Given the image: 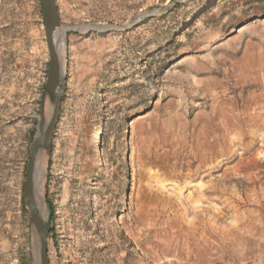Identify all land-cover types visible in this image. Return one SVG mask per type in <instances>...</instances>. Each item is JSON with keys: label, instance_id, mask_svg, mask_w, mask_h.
Listing matches in <instances>:
<instances>
[{"label": "rangeland", "instance_id": "374dc122", "mask_svg": "<svg viewBox=\"0 0 264 264\" xmlns=\"http://www.w3.org/2000/svg\"><path fill=\"white\" fill-rule=\"evenodd\" d=\"M56 3L60 26L164 9L67 31L51 263L264 264V0ZM48 66L40 0H0V264H37L23 184Z\"/></svg>", "mask_w": 264, "mask_h": 264}, {"label": "water", "instance_id": "95a60500", "mask_svg": "<svg viewBox=\"0 0 264 264\" xmlns=\"http://www.w3.org/2000/svg\"><path fill=\"white\" fill-rule=\"evenodd\" d=\"M40 6L44 19L49 66L44 86V94L41 100L40 113L38 115V128L30 144V155L23 184V200L30 213L36 262L37 264H52L49 257L50 228L42 218L41 212L37 209L34 200V170L39 152L42 149L48 152L52 147L56 124L60 115L63 93L66 87V73L62 59L58 54L53 41V33L60 25L58 5L56 0H40ZM163 9L164 8L154 9L149 12L140 13L135 21L129 22L123 26L99 23H88L85 25L89 26L88 30H125L147 16L160 13ZM46 96H49L52 100V108L48 118H45L44 116Z\"/></svg>", "mask_w": 264, "mask_h": 264}, {"label": "bare ground", "instance_id": "6f19581e", "mask_svg": "<svg viewBox=\"0 0 264 264\" xmlns=\"http://www.w3.org/2000/svg\"><path fill=\"white\" fill-rule=\"evenodd\" d=\"M83 28V30H88V25L82 26H58L57 30L53 33V41L55 48L60 55L63 65H64V57L66 52V35L67 31L70 29L76 30ZM65 70V65H64ZM52 108V100L49 96L45 98V105H44V116L48 118L50 116ZM99 134L97 135V137ZM47 155L48 152L46 150H41L37 156L35 170H34V200L37 204L36 206L38 209L46 215L47 213V206L45 201V186H46V171H47Z\"/></svg>", "mask_w": 264, "mask_h": 264}, {"label": "trees", "instance_id": "16d2710c", "mask_svg": "<svg viewBox=\"0 0 264 264\" xmlns=\"http://www.w3.org/2000/svg\"><path fill=\"white\" fill-rule=\"evenodd\" d=\"M25 209V208H24ZM25 211H26V209H25Z\"/></svg>", "mask_w": 264, "mask_h": 264}]
</instances>
